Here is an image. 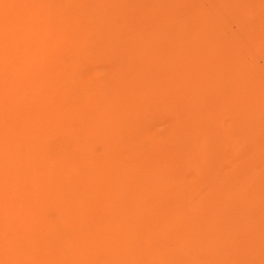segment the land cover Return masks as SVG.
<instances>
[{
    "label": "bare ground",
    "instance_id": "obj_1",
    "mask_svg": "<svg viewBox=\"0 0 264 264\" xmlns=\"http://www.w3.org/2000/svg\"><path fill=\"white\" fill-rule=\"evenodd\" d=\"M0 264H264V0H0Z\"/></svg>",
    "mask_w": 264,
    "mask_h": 264
}]
</instances>
